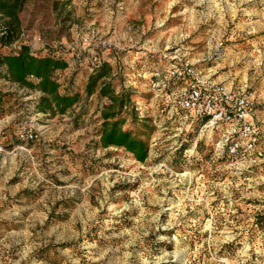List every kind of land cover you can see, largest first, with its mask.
Here are the masks:
<instances>
[{
    "label": "rangeland",
    "instance_id": "374dc122",
    "mask_svg": "<svg viewBox=\"0 0 264 264\" xmlns=\"http://www.w3.org/2000/svg\"><path fill=\"white\" fill-rule=\"evenodd\" d=\"M24 1L3 49L67 58L61 89L84 102L43 112L41 92L0 74V264H264V156L222 152L224 128L177 108L189 81L168 75L189 62L254 97L264 147V0ZM101 59L132 94L123 127L148 138L144 162L100 141L108 100L84 90Z\"/></svg>",
    "mask_w": 264,
    "mask_h": 264
},
{
    "label": "trees",
    "instance_id": "16d2710c",
    "mask_svg": "<svg viewBox=\"0 0 264 264\" xmlns=\"http://www.w3.org/2000/svg\"><path fill=\"white\" fill-rule=\"evenodd\" d=\"M24 0H0V74L22 86L42 93L36 100L40 111L66 113L75 104L82 101L84 95L79 90L67 87L62 90V81L58 72L69 66V60L57 52L34 51L29 45L21 44L13 50L10 47L19 40L22 33L20 12ZM85 84L86 99L96 94L99 101L107 99L102 107V123L98 129L100 141L104 147H123L134 157L144 162L149 155L148 138H141L131 130L124 129L125 118L122 113L132 105L131 92L124 89L117 92L114 86L116 75L113 66L105 59L98 61ZM2 69V70H1ZM10 100V94L0 91V111ZM6 102V103H5ZM3 112V111H2ZM2 112L0 114H2ZM196 125L209 120L208 115L196 117ZM222 126H225L222 124Z\"/></svg>",
    "mask_w": 264,
    "mask_h": 264
},
{
    "label": "built area",
    "instance_id": "2783aa9c",
    "mask_svg": "<svg viewBox=\"0 0 264 264\" xmlns=\"http://www.w3.org/2000/svg\"><path fill=\"white\" fill-rule=\"evenodd\" d=\"M198 72L195 65L189 62L173 63L169 67V78L189 81L177 94V108L189 111L196 117L208 115V122L224 128L220 142L222 152L258 165L263 160L264 147L259 146L260 129L255 117V98L226 85L205 84L196 79ZM19 136L29 139L35 135L24 130L20 131Z\"/></svg>",
    "mask_w": 264,
    "mask_h": 264
}]
</instances>
